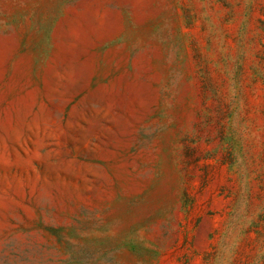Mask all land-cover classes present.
Returning <instances> with one entry per match:
<instances>
[{
	"label": "rangeland",
	"instance_id": "374dc122",
	"mask_svg": "<svg viewBox=\"0 0 264 264\" xmlns=\"http://www.w3.org/2000/svg\"><path fill=\"white\" fill-rule=\"evenodd\" d=\"M0 264H264V0H0Z\"/></svg>",
	"mask_w": 264,
	"mask_h": 264
}]
</instances>
